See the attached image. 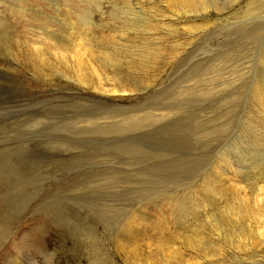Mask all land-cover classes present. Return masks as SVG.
I'll use <instances>...</instances> for the list:
<instances>
[{"label":"rangeland","instance_id":"1","mask_svg":"<svg viewBox=\"0 0 264 264\" xmlns=\"http://www.w3.org/2000/svg\"><path fill=\"white\" fill-rule=\"evenodd\" d=\"M263 80L264 0H0V264H264Z\"/></svg>","mask_w":264,"mask_h":264},{"label":"bare ground","instance_id":"2","mask_svg":"<svg viewBox=\"0 0 264 264\" xmlns=\"http://www.w3.org/2000/svg\"><path fill=\"white\" fill-rule=\"evenodd\" d=\"M263 71V70H262ZM256 88H258V89H256V91H255V94H254V96H255V98H256V100H257V105H258V109H259V111L261 112V118L264 120V80H263V82L261 83V84H256ZM260 90V91H259ZM256 103V102H255ZM261 123V122H260ZM264 123V122H263ZM258 125L259 124H257L256 126H255V131L256 132H258L259 131V128L260 127H258ZM260 126V125H259ZM263 127V126H262ZM263 132V131H262ZM264 134V133H263ZM263 142V141H262ZM261 144V143H260ZM256 148V147H255ZM258 148V147H257ZM262 154H264V145L262 146ZM259 152V151H258ZM255 155V154H254ZM261 158H262V156H260ZM259 161V160H258ZM258 165V164H257ZM256 167V166H255ZM262 170V169H261ZM261 174H264V173H261ZM260 181V180H259ZM260 183H262V184H264V179L262 180L261 179V181L258 183V184H260ZM7 204V203H6ZM1 224V223H0ZM2 235V234H1ZM4 236V235H3Z\"/></svg>","mask_w":264,"mask_h":264}]
</instances>
